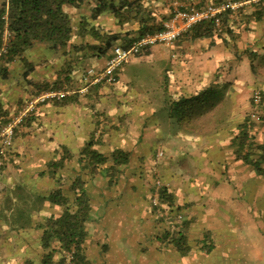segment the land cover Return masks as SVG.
<instances>
[{"label":"rangeland","instance_id":"rangeland-1","mask_svg":"<svg viewBox=\"0 0 264 264\" xmlns=\"http://www.w3.org/2000/svg\"><path fill=\"white\" fill-rule=\"evenodd\" d=\"M159 48L158 52H153L151 56L146 57L147 61L141 59L140 63L134 62V65L129 63L121 67L120 69L123 68L125 77H120V81L115 84L104 82L105 88H101L97 94H94L89 103H87L88 98L83 100L86 105L90 106L88 121L91 120V122L87 121V124L94 127V121L96 119V122L99 121L95 135L96 137L102 136L105 140V145L100 146L107 149L121 146L133 151L131 164L124 169L117 183L109 184L105 180L106 185H103L106 192H111L110 190L113 189L111 187L119 185L113 189L114 191L119 189L120 194L117 201L120 202L119 212L121 213L116 217L117 223L130 226L140 225L144 228L141 236H139L142 238V240L140 239L142 244L137 248L128 245L132 259L138 264H179L174 259H182L186 256L192 260L193 264H204L206 261H203L202 258L205 257L207 259L212 257L217 264L220 263V260H223V264H264V182L257 177L254 170L249 166L231 165L234 156L230 147V138L236 131V124L240 123L251 112L253 90L258 88L262 94L264 88V52L260 53V57L256 61L259 68L256 69L255 74L250 68L248 60L244 57L231 74L225 77L231 81L230 88L232 91L230 88L228 91H231L234 102V120L218 136L199 138L182 130L173 133L166 119H164L165 114L160 115L161 112L157 115V120L152 118L145 121L139 118L136 119L131 115V112L139 111L141 112L139 114L144 116L148 113L149 104L129 106L122 98L121 94H123L127 82L135 83L133 84L134 94L143 91L147 94V98L150 100L154 98L155 102L159 97L160 86L162 87L167 83V88L171 93L183 91L184 89L190 91L195 88L197 78H193L191 74L178 73L176 71L177 67L174 68V64L169 63L167 60L168 47L161 46ZM42 51L45 54L43 59L46 55H49L50 63L46 67L51 76L56 72L57 67L55 65L59 67V64L62 63L63 55L56 56L47 47H44ZM34 59H36L35 56L31 60L28 58L29 61L35 62ZM67 62L72 63L74 60L70 58ZM24 64L26 63L24 62ZM20 65L22 66V63ZM78 66L77 69L81 70V74L82 72L84 74L88 68H86L85 63H80ZM70 69L72 70L71 67ZM22 70L19 71L18 78H15V76L10 77V83L5 80L6 83L0 87L1 93L11 94L10 90L17 84L16 90L23 95L26 82L22 76ZM17 96L19 95L17 94ZM26 102L20 108L25 106ZM157 103H153L152 107H156ZM1 124L3 123L1 122ZM28 129L30 132L33 131L32 126ZM37 129L36 126L34 133L37 132ZM24 131L26 132L27 129ZM253 131H255L258 139L264 141V126L256 125ZM50 136L47 134L46 138L49 139ZM51 140L53 141L54 137ZM51 140L46 142L49 143ZM13 142H15V138ZM21 146V142L18 141L17 146L12 144L0 156V166L5 167L0 169V212L2 215L7 216V220L17 223L16 226L11 223V226L8 225L9 227H6V229L0 227V260L6 255L8 251L6 246L10 244L9 250L12 251L11 254L14 253L13 256L16 259L15 263L11 261L12 264H20L19 259L24 256L28 258L26 264H40L44 253L39 244L41 233L34 227L35 224L30 225L25 220L29 221L31 217L32 222L36 223L45 216L57 214L60 211L58 206L48 202L44 203L42 197L47 194L46 191H49L51 186L54 189L58 182L56 181L58 180L57 177L61 179V175L57 174L59 171L52 173L48 168V162L51 158L50 153L47 155L42 149V152L38 154L37 150L35 151L33 148H29V150ZM160 152L161 155H159ZM6 167L10 170V173L7 172ZM19 173L23 174L19 176ZM254 176L259 178V181L253 182ZM67 179L71 181V177L64 176V190L68 188L70 183ZM48 181H50V184L45 183ZM163 186L174 193L175 202L178 199L182 204L176 205L174 202L173 207H167L165 203H162L160 189ZM212 189L214 194L226 198L225 204L220 208L217 207V204H211V207H214L211 210H216L220 214V220L226 217V221H223L225 229L221 228L218 232V237L221 235L220 239L215 237L217 231L212 233L201 229L200 225H195L200 216L195 213L194 208L196 210L206 209L205 200L209 199V196H213ZM157 193L159 203L155 205L153 200ZM232 195L234 199L231 197ZM29 198L31 199L29 202L30 207L23 210L21 214H17L10 205L12 202L24 204ZM96 199L98 200L97 197ZM187 202L188 205H186ZM41 204L42 207L40 208ZM115 204L116 202L109 204L112 208L108 209L109 214L114 213ZM124 211L125 213H123ZM180 212L186 218L192 219L188 229V242L192 250L184 256L176 252L172 245H167L169 242H166L162 236L163 230L166 229L165 222L170 224L174 218L180 217ZM102 214L103 212H101V216ZM190 215L192 217H189ZM158 218L165 220L161 222L158 221ZM96 220L92 219L88 224L89 235L86 241L88 258L90 256L95 262L102 259L105 254V249L95 241L104 238L100 228H98L99 224H103V222H99V220L96 222ZM23 223H26V227ZM152 224H154L153 226H162L160 231L153 235L149 234L151 231L150 225ZM92 234L94 235L92 239L94 242L89 241ZM205 234L208 235L206 239ZM96 236H98V239ZM210 238L215 250L212 248L211 251H206L205 248H201L204 245L203 240L205 239V242L208 243ZM162 242L165 243L162 244ZM165 244L166 246H164ZM237 247L239 249L235 250ZM167 248L171 251H168ZM124 251L125 248L121 250V253L119 250L115 252L114 262H117V264L121 262L123 259L121 254L125 257ZM233 251V257H226V254L229 256ZM142 253L143 257L141 258ZM150 257L153 262L149 263L147 260ZM156 257L159 260L154 261ZM173 257L174 259H172ZM188 262V259L186 261L182 260V264H188ZM0 264L7 263L2 261ZM122 264L124 263L122 262Z\"/></svg>","mask_w":264,"mask_h":264},{"label":"trees","instance_id":"trees-1","mask_svg":"<svg viewBox=\"0 0 264 264\" xmlns=\"http://www.w3.org/2000/svg\"><path fill=\"white\" fill-rule=\"evenodd\" d=\"M257 2H259L258 8L252 14L256 21L264 19V0ZM85 3L86 0H2L0 5V78L6 79L8 77V66L15 59L27 64L25 53L40 43L45 44L49 49L65 47L69 51L73 47L81 51L83 49L93 50L97 54L106 55L108 60L115 46L128 47L142 35L161 29L163 23L169 20L175 11L165 21L159 20L160 22H158L157 13L151 7V0H98L94 11L95 16L108 10L117 19L119 25L123 26L126 23L135 21L139 24L138 33L134 39L132 37L129 38V41H119V34L102 32L100 28L91 27L87 22L85 23L86 16H83L84 18L80 22H74L73 14L67 8L80 9ZM223 3H226L225 0H213L208 4L220 5ZM197 9H201V6ZM233 11L236 10L227 9L222 13L220 29L215 26L213 20L206 19L183 32L172 44L163 45H173L182 36H187L191 39L207 38L214 41L212 40L215 39L214 36L225 40L224 35L228 33L231 39L234 40L236 37H232L233 30L228 22L229 15ZM5 30L8 32L7 41L3 39ZM75 36L81 38L79 44L73 41ZM87 36L92 38L90 42L85 41ZM155 46L157 45L141 50L133 58L145 61L146 57L152 55V49ZM246 53L247 55H243V53L235 54L237 56L233 59L234 65L231 64L224 67L217 65L213 71L208 72L205 81L204 79L201 81L197 80L195 88L190 91L184 89L183 91L171 93L167 88L168 83L162 87L160 86L159 97H162L157 108V114L159 112H161L160 115L165 114L164 119H166L173 133L182 130L194 137L212 138L218 136L220 132L226 129L225 127L234 120L235 111L231 96V81L225 77L231 74L244 57L248 60L254 74L256 69L259 68L256 65V61L260 57L259 52L248 49ZM81 57L82 59L84 58V56ZM210 59L208 58L207 60ZM127 61L124 63L126 64ZM121 66L115 72V83L119 81ZM72 75L69 65L60 68L56 73V79L39 85L35 94L41 90L61 89L63 87L69 90H80L83 87H87V89H92L91 93L97 94L104 85L101 82L96 84V86L95 84L88 85L82 78L78 81ZM191 75L193 78H199L198 76H200L196 73ZM229 88L231 91H228ZM85 94L86 92L76 91L62 99H54L51 102L57 104L70 103ZM262 95L264 99V88ZM36 111L37 108L23 119L15 130L14 138L25 135L26 132L24 130L34 120H32V114ZM96 120L88 139L79 148L80 171L71 179L66 190H64L63 182H60L61 179H59L56 180L58 182L54 189L49 190L42 197L44 203L48 202L58 206L60 211L57 214L45 216V218L36 223L32 222L31 217L29 221L25 220L26 223L35 224V228L41 233L39 244L44 253L40 264H92L86 253V241L89 235L88 224L93 219V203L86 189L87 179L85 176L87 174L91 177L99 175L107 180L109 184L117 183L124 169L131 164L132 150L121 146H114L111 149L100 146L105 145V140H103L102 136L96 137L95 135V130L99 125V121L96 122ZM8 121L6 120L2 123L5 125ZM3 124L1 125L4 126ZM256 125L264 126V116L261 110H254L251 96V112L240 123L236 124V131L230 138V147L234 159L252 168L257 177L264 182V141L258 139L255 131H253ZM72 157V151L67 146L60 145L59 156L52 157L48 162V168L52 173L60 171ZM160 197L161 202L165 203L167 207H173L175 202L174 193L169 188L163 186L160 189ZM30 200V198L27 199L24 204L12 202L10 205L17 214H21L23 210L30 207ZM41 207L42 204L40 205ZM164 220L158 218V221L163 222ZM12 223L14 226L17 225L16 222ZM165 223L166 229L163 230L162 235L164 240L169 242L168 244L172 245L180 255H187L192 250L188 242V229L192 219L186 218L181 213L180 217L174 218L170 224L168 222ZM207 234H205V239L209 235ZM205 239L201 248L211 251L214 248V244L211 238L208 243L205 242ZM67 254H69V258Z\"/></svg>","mask_w":264,"mask_h":264},{"label":"crops","instance_id":"crops-1","mask_svg":"<svg viewBox=\"0 0 264 264\" xmlns=\"http://www.w3.org/2000/svg\"><path fill=\"white\" fill-rule=\"evenodd\" d=\"M211 1L213 0H151V7L152 10L157 13L156 17L158 18V22H160L159 20L165 21L167 18H169L171 13L177 8L185 9L192 6L195 8L201 6L202 8ZM227 1L230 0H225V2ZM1 2L2 0H0V5ZM97 2L98 0H86V3L80 9L73 7H68L67 9L68 11H70V13L73 14L74 22H80V20L84 18L83 16H86L87 19L85 20V23L87 22V24L91 27L95 26L97 28H100L102 32L104 31L112 32V33L115 32L119 34L118 35L119 41L121 40L129 41V38L133 37L134 39V37L137 36L139 24L136 21L126 23L123 26L119 25L117 23V19L108 10L103 11L100 14H96L95 16L94 11L95 8L97 7ZM258 4L259 2L257 1L247 2L243 4L241 7L234 9L236 11H233V13L229 15L228 22L231 26V29L233 30L232 37H236L234 39L235 41L231 39L228 33L224 35L225 40L220 37L214 36L215 39H212L214 41H211V39H207V38L191 39L187 36H182L175 44L170 46L165 45L168 47V58H167L168 62L173 63L174 68L177 67L176 71L178 73H186V74L196 73L200 75L198 76L199 78H197V80L201 81L202 79H204L205 81L208 72L213 71L217 67V65L223 67L228 65L230 66L231 64L234 65L233 59H235V57L237 56V55L235 56V54L237 53L238 55L240 53H243V55H247L246 50L248 49L258 51L259 54L261 52L263 53L264 52V19L256 21L252 15L253 12L258 8L257 7ZM91 39L92 38L90 36H87L85 41L90 42ZM73 41L79 44L81 42V38L75 36L73 38ZM161 46L164 45L162 44L153 47L152 53L156 51L158 52L160 49L159 47ZM44 47L47 46L45 44L40 43L35 45L25 53V57L26 58L28 57L29 60H31V58L35 56L36 58L34 59L36 60L35 62L29 61L27 58V64H24L19 59H15L14 62L8 66V77L6 79L0 78V87H1L4 85V83H6V81L10 83V77L15 76V78L16 77L18 78L19 71L23 69L21 73L24 78V81L26 82L24 85L23 95L16 90L17 84L15 85V87H12V90H10L11 94L0 92V128H1V122L6 121L10 117L14 116V114H16V112L18 111V109L22 104H24L26 101L30 100L31 98L35 97L42 91L41 90L37 94H35L39 85L45 84L48 81H54L56 79V73L58 72V70H60V68L69 65V69L70 67L72 68V74H73L72 77L79 81L83 74V72L81 74V70L77 69L80 63H85L86 68L94 67L96 69H101L105 65L107 60L106 55L97 54V52L96 51L94 52L93 50L91 51V50L83 49L81 51L79 49H75L71 47L72 50L67 51L66 50L67 48L65 47L51 48L50 50H52L53 54H55L56 56L63 55L62 56L63 60L62 63L59 64V67L55 65L57 67L55 69L56 72L55 74L53 73L50 76L48 68L46 67L48 63H50L48 58L49 55L48 56L46 55L45 59H43V55L45 54H43L42 50H44ZM81 52H83L82 53L83 55L81 54ZM81 56H84V58L82 59ZM67 57H69L68 59L70 58L73 59L74 62L72 63L67 62L68 61V59H66ZM208 58L211 59L207 60ZM140 60L141 59L139 58H132L126 64H123L121 67H124L129 63L130 65H134L133 64L134 62L140 63ZM21 63L22 66L20 65ZM74 64H76L77 66H71ZM120 70L121 71L119 72V81H120V77L121 78L125 77V75H123V68ZM54 76L55 78H53ZM103 83L104 82H101V84ZM133 84L132 82L126 83L125 90H123V94H121L123 96L122 98L124 99V101L127 102L129 106L131 105L137 106L138 104H149L150 108L148 110V113L144 116H141L143 114L140 115L139 113L141 112L139 111H132L133 113L131 112V115L136 117V119L139 118L140 120L143 121L150 118H152L153 120L154 119L157 120V115H158L157 107L160 105V98L158 97L156 99V102H158L155 105L156 107L154 106L152 107L153 103L154 104L156 103L154 101L155 99L152 98L150 100L149 98H147V94L144 93L143 91L140 92L138 91L139 94H134ZM104 86L105 85H103L101 88H105ZM91 90H92L91 88L87 89L85 95L80 96L78 99H75L76 101L70 103L68 102L65 104H61V103L57 104L53 102H47L39 105L37 107V111L34 114H32L33 115L32 120L33 119L34 120L31 122L30 126L28 127L30 128L32 126L33 131L30 132V130L26 127L27 131L25 135L23 134L17 136L15 138V142H13V145L17 146L19 141L21 142L22 145L21 147L24 148L26 147V149L33 148L35 151L37 150L38 154H40V152H42V149H44L47 155L49 153L51 154V158L54 156H59L60 145L67 146L72 151L73 157L70 161H67L65 166L57 173L61 175V182H63V187L65 181L63 180L64 176H70L71 179H73L75 175L80 171L79 155H78L79 148L88 139L89 133L91 132L93 127L87 124L90 115V109H89L90 106L86 105L83 102L84 98H88L87 103L91 101L94 95L93 92L92 93L90 92ZM17 94L19 96H17ZM39 122H41L42 124H40ZM88 122L90 123L91 120ZM35 125L38 127L36 132L37 134L34 133V129H36ZM47 134L54 137V140L53 141L51 140L52 139L51 136L49 139L46 138ZM81 136L83 137L80 139L79 137ZM49 140H51L49 143L46 142ZM51 158L49 159V161L51 160ZM231 165L242 166L243 164H241V162L236 161L233 158V163ZM7 167H6L7 172L10 173V170ZM1 168H5V167L0 166V169ZM22 174L23 173H19V176H21ZM85 178L87 179L86 189L89 192L93 202V220L97 219L96 222L98 220L99 222L100 221L103 222V224H99L98 228H100V232L102 233L104 238L98 239V236H96L98 240L95 241L97 244H99L105 249V254L102 257V259H100L97 262H95L89 256V259L91 260L92 264H117V262H114V258L116 255L115 252L119 250V252L121 253V250L124 248H125L124 251L125 257L121 254V257L123 259L118 264L120 263L122 264V262L124 264H138V262L136 263L135 261H133L132 259L133 257L131 255L130 250L128 249V245L137 248L139 245L142 244V242L140 241V239L142 240V238L139 236H141V233L144 231V228L143 226L140 225L130 226L128 224L117 223L118 221L116 217L121 213L119 212L120 202L117 201L118 197H120V194H119V189L117 191H114L113 189H115V187L119 185L111 187V189L113 188L112 190H110L111 192H106L104 191L105 187L103 186L106 185V181L103 177L101 176L91 177L90 175L87 174ZM57 179L59 180L60 178L57 177ZM254 181H259V178L254 176L253 182ZM45 183L50 184V181ZM215 183L217 184V182ZM50 188L52 189L53 186H51ZM50 188L49 190H51ZM213 189H212L213 196H209L210 198L205 200L206 209L204 210L202 208L200 210L198 209L196 210V208H194L195 213L200 216V218L197 219L195 225H200L199 227L201 229H205L212 233L217 231L215 237L220 239L221 235L218 237V232L219 229L221 228L225 229V224L223 223V221H226V217H224L223 220H220L219 219L220 214L216 210H211L212 208H214L211 207V204H217V207L220 208V206H223L225 204L226 198L223 197L222 195L214 194ZM46 193H48V191H46ZM96 197L98 198V200L96 199ZM231 197L234 199L233 195ZM113 202H116L115 210L114 213L109 214L107 212L110 210L109 208H111L109 204ZM95 203H96V207H95ZM175 204L179 205L182 203H180L179 200L177 199ZM186 205H188V202L186 203ZM101 212H103L102 216H101ZM123 213H125V211ZM5 216H6L5 214L2 215V213L0 212V227L6 229V227H9L8 225H10L13 221L7 220ZM189 217H192V215H190ZM30 225H34V224H30ZM30 225L28 226L30 227ZM153 225L154 224L150 225L151 231L149 232V234L152 235L156 232H159L160 228L162 227L159 225H155V226ZM24 226L26 227V224H24ZM89 238H90L89 241L94 242L92 241V239L94 238L93 234ZM164 243L165 242H162V244ZM164 246H166V244ZM6 249L8 251L4 256V258L0 260V263L2 261H6L7 264H12L11 261L15 263L16 259L13 256L14 253L11 254L12 251L9 250L10 244L6 246ZM237 249H239V247L235 248V250ZM158 250L160 251V249ZM168 251H171V249L170 250L168 249ZM233 254L234 251L229 256H227L226 254V257L231 258L233 257ZM142 257H143V253L141 255V258ZM27 259L28 258L25 256L19 259L20 264H26ZM172 259H174V257ZM186 259H188L189 261L188 264H193L192 260H190V258L186 256L182 257V259L176 258L174 260L176 262L178 261L179 264H182V260L186 261ZM202 259L203 261L204 260L206 261L204 264H217V262H214L215 259H213L212 257L209 259H207V257ZM156 260H159V258L158 257L154 258V261ZM147 262L149 263L153 262L151 257L148 258ZM218 264H223V260H220V263Z\"/></svg>","mask_w":264,"mask_h":264},{"label":"built area","instance_id":"built-area-1","mask_svg":"<svg viewBox=\"0 0 264 264\" xmlns=\"http://www.w3.org/2000/svg\"><path fill=\"white\" fill-rule=\"evenodd\" d=\"M252 1L260 0H241V1H228L220 5L207 4L201 9L195 7H188L186 9L177 8L174 11V15L162 25V28L142 35L132 42L128 47L115 46L112 51V55L106 61L105 65L101 69L89 67L86 69L82 76V80L88 85L97 84L100 82H106L107 84H113L116 81V70L127 60L133 58L135 54L141 50L159 44H172L183 32L187 31L199 22L211 19L214 21L215 26L220 29L222 24V13L227 9H237L243 4ZM8 32H4V41H7ZM87 87H83L80 90H68V89H47L40 92L35 97L26 102V105L18 110V113L11 118L0 129V153L4 154L8 148L13 144L14 134L16 128L39 105L51 101L59 100L63 97L74 93L76 91L84 92ZM254 110H261L264 116V101L261 91L255 88L252 92ZM162 153L160 152L159 155ZM160 182L158 181V184ZM154 204L159 203L158 193L154 197ZM69 258V254H67Z\"/></svg>","mask_w":264,"mask_h":264}]
</instances>
